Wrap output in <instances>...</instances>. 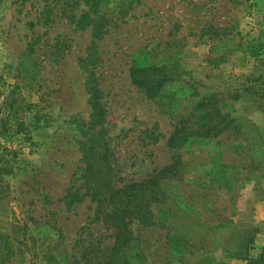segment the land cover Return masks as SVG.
I'll list each match as a JSON object with an SVG mask.
<instances>
[{
  "label": "rangeland",
  "instance_id": "rangeland-1",
  "mask_svg": "<svg viewBox=\"0 0 264 264\" xmlns=\"http://www.w3.org/2000/svg\"><path fill=\"white\" fill-rule=\"evenodd\" d=\"M87 11L0 0V242L10 247L0 261L101 264L113 246L89 197L65 199L84 193L88 67L123 183L167 171L162 202L138 200L129 220L128 264H249L264 248V0H103L91 15L100 39L69 19ZM217 38L241 48L213 54ZM153 66L167 82L150 99L130 68ZM203 101L220 111L221 132L171 148Z\"/></svg>",
  "mask_w": 264,
  "mask_h": 264
},
{
  "label": "trees",
  "instance_id": "trees-1",
  "mask_svg": "<svg viewBox=\"0 0 264 264\" xmlns=\"http://www.w3.org/2000/svg\"><path fill=\"white\" fill-rule=\"evenodd\" d=\"M103 0H74L76 5L82 3L88 8L87 12H82L78 19L74 15H69V19L79 29H86L93 26L95 31L93 36L100 39L106 31H103V24L95 21L94 17ZM213 54L228 52L234 48H241V45L235 38L220 39L217 38L211 45ZM94 47V44H93ZM87 72L86 90L89 94V104L91 113L89 116V129L91 135L84 146L82 156V180L84 193L79 195L78 191L68 193L65 199L69 204L81 202L84 197H89L92 203L96 204L93 219L106 224L113 230L114 243L109 250H105V257L101 264H128L126 251L131 244V233L128 230V223L138 213V200H146L148 204L162 202L160 198L163 191L159 185L161 178L165 177V171L150 176L147 180L141 182L123 183L118 176L115 164L112 162L110 143L108 140V130L105 125L107 111L102 100V92L98 87L96 74L84 67ZM165 71L157 66L153 67H131L130 79L132 85L142 89L148 98H155L162 86L167 82ZM208 104L201 102L197 104L194 113L188 118L179 122L171 134L168 143L171 148H177L185 143L191 137H215L221 132L220 125L225 124V120L220 119L218 109H209ZM220 119V121H217ZM191 123L192 125L188 124ZM224 127V125H223ZM174 168L171 164L167 170ZM148 219L143 217L142 221ZM0 242V252L3 257L10 255L8 244ZM244 258L242 254L237 256ZM87 264H93L92 259L86 258ZM249 264H264V248L260 251L256 259L248 258ZM3 261H0L2 264ZM96 264V263H94Z\"/></svg>",
  "mask_w": 264,
  "mask_h": 264
}]
</instances>
